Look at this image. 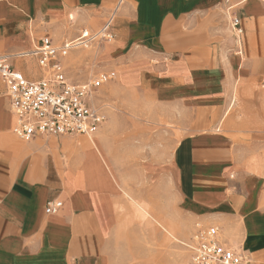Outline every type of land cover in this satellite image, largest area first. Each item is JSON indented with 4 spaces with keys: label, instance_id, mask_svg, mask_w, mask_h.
Here are the masks:
<instances>
[{
    "label": "crops",
    "instance_id": "obj_1",
    "mask_svg": "<svg viewBox=\"0 0 264 264\" xmlns=\"http://www.w3.org/2000/svg\"><path fill=\"white\" fill-rule=\"evenodd\" d=\"M228 4L240 18V34L230 26ZM109 18L113 36L100 46V73L182 112L185 134L170 155V169L184 210L218 224L224 240L247 251V264H264V132L233 126L231 116L236 81H248L244 92L264 76V0H0V55L37 80L43 71L32 51L42 37L56 45L76 41ZM93 43L72 47L66 57ZM66 57L68 81H89L68 77ZM261 86L258 96H264ZM248 107L262 113L264 99ZM15 123L0 76V264H122L108 242L106 216L109 197L129 195L118 172L128 160L119 163L112 148L124 137L95 133L110 174L87 146L89 136L25 140L14 132ZM131 198L169 244H184L186 223L175 224ZM49 199L62 202L56 213L44 212Z\"/></svg>",
    "mask_w": 264,
    "mask_h": 264
},
{
    "label": "rangeland",
    "instance_id": "obj_2",
    "mask_svg": "<svg viewBox=\"0 0 264 264\" xmlns=\"http://www.w3.org/2000/svg\"><path fill=\"white\" fill-rule=\"evenodd\" d=\"M104 41L95 40L92 45L79 47L66 57V73L70 79L80 82L90 80L105 69L100 49ZM262 78L264 76L255 82L249 81L248 90L244 92L242 84L248 81H236L232 94L234 104L231 116L235 113L233 126L264 132V109L262 113L247 109L258 97L264 99V96L256 93L262 88ZM92 103L101 107L107 115L97 132L110 133L113 138L124 137L122 141H112V148L119 163L128 160L126 164L118 165L120 178L128 194L147 204L154 214L175 224L183 222L188 225L182 238L184 244L178 241L176 243L179 245L169 244L152 218L141 216L129 195L115 194L109 197L110 212L106 216L109 244L117 250L116 254L124 264H188L187 244L195 223H211L192 218L184 210L179 185L170 169V155L185 134L184 125L178 121L181 110L168 103H160L151 94L138 89H122L112 80L96 87ZM108 121L110 123L106 127ZM121 142L123 148L116 149V144ZM144 207L147 212H151L146 205Z\"/></svg>",
    "mask_w": 264,
    "mask_h": 264
},
{
    "label": "built area",
    "instance_id": "obj_3",
    "mask_svg": "<svg viewBox=\"0 0 264 264\" xmlns=\"http://www.w3.org/2000/svg\"><path fill=\"white\" fill-rule=\"evenodd\" d=\"M233 8L228 4L226 13L232 30L240 34V18ZM111 24L112 18H109L96 32L85 30L76 41H64L60 45L54 44L49 37H42L32 51L43 71L37 80L24 77L7 56L0 55V76L7 87L9 104L16 116L14 132L19 137L25 140L50 135L88 137L96 133L107 115L101 107L93 105V93L96 87L112 78V73H100L87 82L71 83L62 58L72 47L88 45L98 39L111 40ZM61 205L60 200L49 199L44 212L56 213ZM187 247L190 251L188 264H247L249 260L247 251L224 240L216 225L196 222Z\"/></svg>",
    "mask_w": 264,
    "mask_h": 264
},
{
    "label": "bare ground",
    "instance_id": "obj_4",
    "mask_svg": "<svg viewBox=\"0 0 264 264\" xmlns=\"http://www.w3.org/2000/svg\"><path fill=\"white\" fill-rule=\"evenodd\" d=\"M95 133L90 135L89 138L87 139V141L89 142V144H87V146H92L93 150L96 151V157H98V160L100 161L101 165L103 166L104 169H106L110 174H112V172H110V166L108 165V163L105 161V153L103 154V150L104 148H102V146L99 144V142L96 140L95 138ZM105 152V151H104ZM98 164V163H97ZM99 166V165H98ZM100 171V169H99ZM112 171V170H111ZM97 174V173H96ZM95 175V174H94ZM100 176V175H99ZM102 176V175H101ZM101 178V177H100ZM111 178V177H110ZM103 179V178H102ZM113 185V184H112Z\"/></svg>",
    "mask_w": 264,
    "mask_h": 264
}]
</instances>
